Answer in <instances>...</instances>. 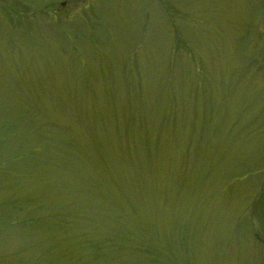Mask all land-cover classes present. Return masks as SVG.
I'll return each instance as SVG.
<instances>
[{"label": "rangeland", "instance_id": "374dc122", "mask_svg": "<svg viewBox=\"0 0 264 264\" xmlns=\"http://www.w3.org/2000/svg\"><path fill=\"white\" fill-rule=\"evenodd\" d=\"M0 264H264V0H0Z\"/></svg>", "mask_w": 264, "mask_h": 264}]
</instances>
